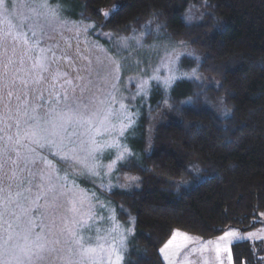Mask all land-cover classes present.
<instances>
[{
  "label": "rangeland",
  "instance_id": "rangeland-1",
  "mask_svg": "<svg viewBox=\"0 0 264 264\" xmlns=\"http://www.w3.org/2000/svg\"><path fill=\"white\" fill-rule=\"evenodd\" d=\"M205 5L190 4L183 16L185 23L198 21ZM74 12L73 6L60 1L54 5L50 0H0L1 125L15 121L19 128L16 132L21 127L23 133L29 131L30 124L40 123L52 131V123H59V114L69 110L91 118L92 122L91 128L88 124H73L62 133L61 150L50 144L40 147L31 140L28 143V139L26 143L20 138L23 135H15L19 138L11 140L13 134L8 131L12 137L10 154L0 158V259L5 261L12 259L8 244L13 242L31 250V264L75 261L78 257L73 252L77 245L71 232L85 241L91 238L93 244L98 237H104L100 241L105 244L101 254L104 264H108L109 245L121 250L124 257L133 237L132 219L119 218L113 204L109 206L101 193L109 195L137 184L119 167L136 158L128 145L134 139L129 130L144 110L149 117V141L156 125L176 119V109L192 104V99L174 102L166 96L158 106H152L153 93L167 92L176 77L195 78L200 87L205 83L196 67L182 65L183 59L196 60L200 56L188 46L153 39L146 42L142 34L116 39L109 33L98 32V26L92 23L65 19ZM112 12L102 11L103 20ZM18 31L26 34L29 43L13 39ZM113 61L119 63V71ZM202 93L199 98L205 105L210 104ZM210 106L218 114L226 111L219 102ZM109 108L112 115L101 125L100 117ZM60 138L50 137L57 142ZM1 139L0 156L2 147H7L5 139ZM65 154L86 161L91 171L76 160L61 159ZM259 221L262 225L251 230H226L212 238L211 244L206 243L209 248L204 250L217 251L219 245L223 255L229 256L235 244L249 243L254 248L257 244L264 260V214ZM28 227L31 232L25 241ZM230 231L236 235L222 241L220 238ZM10 232L13 241H8ZM170 240L171 245L164 251L166 259L182 250L177 242L199 239L175 231ZM16 251L19 253V248ZM172 259L166 264H184L182 259ZM111 260L115 262L114 254Z\"/></svg>",
  "mask_w": 264,
  "mask_h": 264
},
{
  "label": "trees",
  "instance_id": "trees-1",
  "mask_svg": "<svg viewBox=\"0 0 264 264\" xmlns=\"http://www.w3.org/2000/svg\"><path fill=\"white\" fill-rule=\"evenodd\" d=\"M50 1L74 7L65 19L92 23L116 39L142 34L146 42L182 43L200 55L183 59L182 65L196 67L202 87L195 78L176 77L168 95L155 91L151 100L152 106L166 96L174 102L192 99V104L175 108L178 117L156 125L149 141L144 110L129 130L134 139L128 145L136 158L119 167L137 184L101 193L119 218L133 222L123 264H164L160 249L175 231L209 240L228 229L262 225L264 0ZM198 3L206 4L204 14L186 24L184 13ZM106 10L113 12L104 21L101 12ZM200 92L226 111L218 114L211 103L205 105ZM17 126L12 120L0 123V137L7 144L0 158L10 154V141L19 138L15 135L29 143L26 131L21 133L20 127L17 133ZM254 245L231 246L232 263L262 264L261 246Z\"/></svg>",
  "mask_w": 264,
  "mask_h": 264
},
{
  "label": "snow or ice",
  "instance_id": "snow-or-ice-1",
  "mask_svg": "<svg viewBox=\"0 0 264 264\" xmlns=\"http://www.w3.org/2000/svg\"><path fill=\"white\" fill-rule=\"evenodd\" d=\"M105 15H108V13H105ZM11 28V26H10ZM11 34V32L9 33ZM35 35V33H33ZM13 39L20 40L23 39V42L25 44L29 43V40L26 36V34L23 31H18L13 36ZM39 63V60L37 61ZM113 63L116 64V70L119 71L120 65L118 62L113 61ZM119 79V77H117ZM115 87V85H113ZM123 107V106H122ZM112 115L111 109L109 108L106 110L103 114V116L100 117V124L104 125L109 121V117ZM47 123V122H46ZM73 124L77 125H83L88 124L89 128L92 127L91 118H84L80 114L69 110L67 112H63L59 114V123L53 122L52 123V131H49L48 128L42 127L40 123H36L35 125L30 124L29 125V131L26 132V136L30 138L31 142L34 144H37L40 147H43L45 144H50L52 147L57 148L58 150H61L64 147V136L62 133H66L68 131V128L71 127ZM97 133H99L100 129H96ZM60 136V141L57 142L55 139H50V137H56ZM19 143V141H17ZM93 143H95V140H93ZM97 149H93L92 151H96ZM74 152L75 150H70ZM53 155H57V153H53ZM89 156L92 157L94 160L95 157L92 155V152L89 153ZM123 158V157H121ZM61 159H73L76 160L77 163L83 164L85 168H89L91 171V167L88 165L86 161H81L77 159L75 156L69 157L67 154L61 157ZM198 171V170H197ZM180 185H177L179 187ZM40 199V197H37V200ZM35 203V202H34ZM31 224V221L29 222ZM12 228V225L9 224V229ZM31 232V227H28L25 229V235L24 239L25 241H28V233ZM70 235L72 236L73 242L77 245L76 249L74 250L73 254L78 257L77 260L72 261L69 260L68 264H104L102 253L105 251V244L101 243V240H105L104 237H98L97 242L95 244L92 243L91 238L88 241H85L82 236H79L76 232H71ZM176 234H174L175 237ZM236 234L234 232H226L224 236H222L220 239L226 240L229 236H235ZM39 238V237H38ZM185 239L187 237L185 236ZM8 241H13V235L9 234ZM121 246H123L122 240L120 241ZM172 243V240H169L167 244H165L164 248H161V253H164L165 249L168 248ZM2 247V245H0ZM38 248H43V245H37ZM19 248V253L16 251V249ZM109 260L108 264H121L122 262V254L121 250L116 249L114 246L109 245ZM9 252L12 256L11 260L5 261L0 259V264H25V261H27V264H31V250L19 246L17 244L9 243L8 244ZM72 251V250H70ZM220 246L217 245V254H219ZM225 251H229V249L225 248ZM22 254V255H21ZM115 255V262L111 260V255Z\"/></svg>",
  "mask_w": 264,
  "mask_h": 264
},
{
  "label": "crops",
  "instance_id": "crops-1",
  "mask_svg": "<svg viewBox=\"0 0 264 264\" xmlns=\"http://www.w3.org/2000/svg\"><path fill=\"white\" fill-rule=\"evenodd\" d=\"M169 240L165 244H167ZM177 243H178V247H182V250L177 252L176 255L174 256L170 255L168 259H166L165 254L161 253L160 251V256L164 264H166V261L173 262L172 258L182 259V263L184 264H199V263L233 264L231 253L229 256H225L223 255V252L221 251H219V254H217V251H208V250L205 251L204 250V249L209 248V246H207L206 243L211 244V239L209 240L199 239L198 241H189V242L183 241V242H177ZM165 244L162 246V248L165 246ZM261 263L264 264L263 259L261 260Z\"/></svg>",
  "mask_w": 264,
  "mask_h": 264
}]
</instances>
